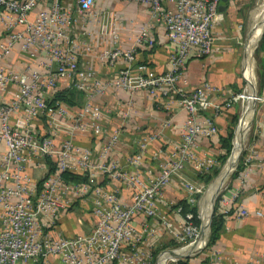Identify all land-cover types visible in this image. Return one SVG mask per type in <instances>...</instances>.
<instances>
[{
	"label": "built area",
	"instance_id": "1",
	"mask_svg": "<svg viewBox=\"0 0 264 264\" xmlns=\"http://www.w3.org/2000/svg\"><path fill=\"white\" fill-rule=\"evenodd\" d=\"M94 1L0 0V264H156V259L135 246L133 220L138 215H157L161 226L172 232L171 222L157 213L159 201L172 205L183 217L181 230L173 233L181 245L172 249L188 245L197 236L193 213L182 212L181 204L166 198L163 189L176 178L182 181L179 173L186 164L196 174L207 166L205 156L197 151V139L215 135L217 125L213 115L204 111L217 113L238 100L241 104L243 89L218 98L217 85L203 80L188 86L180 79L190 55L201 57L218 49L211 29L220 17L219 0H165L170 3L165 7L160 6L161 0H142L149 3L151 15L161 19L169 45L167 65L159 72L135 61L138 45L154 42L149 24L134 28L129 45H117V31L131 26L129 20L111 9H94ZM90 21L96 28H87ZM91 33L103 39L98 50L88 39ZM14 50L25 56V63L6 67L3 58ZM41 53L44 59L37 58ZM89 53L108 65L121 58L123 65L111 75L98 76L87 60H78V55ZM60 77L66 79V87L82 93L78 107L51 101ZM108 86L130 93L142 89L155 97L173 94L183 109L177 139L168 149L158 147L152 152L157 160L153 171L142 172L138 167L142 150L158 132L130 135L136 151L128 158L129 168L121 167L116 158L105 157L119 142L127 119L142 114L129 100L123 105L125 120L107 133L96 150L76 142L79 131H103L102 107L94 97ZM252 97L264 102V94L254 92ZM46 157L53 162L52 168ZM241 164L234 173L237 187L246 174L242 166H247L248 156ZM63 170L85 174V179H65ZM99 174L127 184L130 199L125 201L115 188L98 184L95 177ZM180 186L190 204L203 185L182 181ZM82 200L89 207L88 230L63 234L56 228L58 219L68 210L74 212L76 202ZM248 212L243 206L238 209L241 216ZM253 213L262 214L259 209ZM147 231L153 237L155 228L147 227ZM166 260L175 259L166 256L161 264ZM244 264L258 263L248 258Z\"/></svg>",
	"mask_w": 264,
	"mask_h": 264
},
{
	"label": "crops",
	"instance_id": "2",
	"mask_svg": "<svg viewBox=\"0 0 264 264\" xmlns=\"http://www.w3.org/2000/svg\"><path fill=\"white\" fill-rule=\"evenodd\" d=\"M62 1L65 4H73L74 0ZM242 2L244 0H226L224 9L219 11L220 17L213 22L211 30L215 36V44L218 45V49L210 55L201 57L190 55L187 58L180 79H184L188 86H195L201 81L207 80L220 88L217 97H223V95L234 92V89L240 84V70L243 73L245 57L248 67L252 66L251 45L257 37L261 23H264V3L254 8L256 10L257 25L249 24L245 45L240 49L237 43L239 42L238 37L241 35L240 3ZM160 4L161 7L170 6V3L165 0H161ZM93 8L111 9L121 13L127 21L129 20L131 26L117 31L115 43L120 46H127L132 42L134 28L143 23L149 24V31L154 42L151 45H138L135 61L144 62L158 72L166 67L169 45L164 34L162 21L158 16L151 15L149 3L142 0H95ZM87 26L88 29L96 28V25H93L91 21ZM97 28L100 29L99 25H97ZM88 39L95 43L96 50L103 45V39L97 34L91 33ZM262 54L264 58V50ZM37 58L44 59L45 56L41 53ZM25 60L26 58L22 53L14 50L10 55L4 57L2 62L6 67L19 68L25 63ZM78 60L80 62L87 60V64L101 77L111 75L118 67L123 65L121 58L117 59L114 64L108 65L99 61L93 53L78 55ZM251 74L248 80V84H250H247L249 88L246 87L244 93L245 102L243 107L250 104L248 93L251 82L254 85V75ZM66 85V79L60 77L57 81V87L64 88ZM258 93L264 94V80ZM94 100L102 107L100 120L104 129L99 133H92L89 130L79 131L76 133V142L96 150L107 133L114 126L121 125L122 121L125 120L123 105L126 100H129L136 112L142 114H136L127 119L128 122L122 126L119 142L108 151L105 157L116 158L121 167L129 168L128 158L136 151L130 141V135L132 133L150 134L158 132L159 134L149 141L142 150V159L138 167L142 172L145 170L153 171L157 160L152 156V152L158 147L168 149L170 143L177 139L180 132L184 111L181 109L176 97L173 94L155 97L142 89L130 93L126 89L108 86L104 93L95 96ZM258 102L260 103L256 107L251 135L240 159V165H242L241 160L248 156L247 166H242V169L246 170L243 182L237 187L239 183L235 175H232L226 185H223V189L213 203L214 213L220 214L215 236L211 243H205L200 250L185 256L188 264H244L248 258L254 259L258 264H264V102ZM69 106L78 107L79 105ZM240 107H242V102ZM251 111L250 108V117ZM204 112L213 115L214 122L217 125V133L210 137H198L196 148L202 156L215 153V149L218 147V135L222 133L232 114L229 109H223L217 113H211L210 110ZM242 113L243 109L239 114L240 119L237 129L242 121ZM40 122L41 119L37 118L36 124L39 125ZM249 125L250 121L247 123L245 132ZM237 129L233 138V146L236 141ZM179 175L183 182L190 181L196 184L202 182L189 164L181 169ZM95 178L98 184L115 188L121 199L125 201L130 199L131 192L127 184L110 179L103 174H99ZM182 181L176 178V181L168 182L163 189L164 196L174 201V203H178V199L185 200L186 191L180 186ZM235 188L238 190L233 199H230ZM196 195H198L197 199L192 203L195 206L198 199H200L199 197H201L198 193ZM83 201L76 202L74 212L68 210L58 219L56 228L60 232L73 234L88 230L91 222L89 207L87 202ZM240 206L246 207L249 212L244 216L239 215L238 209ZM255 209H259L262 214H254ZM157 213L164 215L171 222L172 232L161 226L157 215H138L133 220L137 228L135 234L137 239H134L135 246L142 254L148 255L154 260L159 251L181 245L173 237V233L181 230L183 221L181 212L175 211L172 205L168 206L161 201L157 203ZM150 226L155 228L153 237H150L151 234L147 231V227ZM129 247L130 245H125L123 248L129 249ZM185 257H181V259ZM161 260L160 262L163 261ZM56 264L60 263L56 262Z\"/></svg>",
	"mask_w": 264,
	"mask_h": 264
},
{
	"label": "rangeland",
	"instance_id": "3",
	"mask_svg": "<svg viewBox=\"0 0 264 264\" xmlns=\"http://www.w3.org/2000/svg\"><path fill=\"white\" fill-rule=\"evenodd\" d=\"M263 3H264V0H244V2L240 3V5H241L240 14H241V18H242V20H241L242 25L240 27L241 35H240V37H238L239 42L237 43V44H239L240 49H242L245 45V41H246V38L248 36L249 24L255 25L257 22L256 17L251 16V14L253 12L252 10L255 7H257L258 5H262ZM263 30H264V23L262 22L261 26L259 28V31L257 33V37L251 45L250 57L252 60V66L250 68L248 67L247 62H246V57H245L244 65H243V73L244 74L240 70L241 81H240V84L234 89L235 92H240L243 89V91L241 93V102H242L243 97L245 96V95L242 96V94L246 90L248 80L250 77V73H252L251 75H254L253 91L256 93L259 91V88H258L259 81H258V77L256 74V59H257L256 56L258 55L257 47H258L259 39H260V36H261ZM259 103L260 102L256 101L254 103V110L251 111V117L249 119L250 125H249L247 131L245 132L243 141L241 143V147H240L239 154H238V160H237L235 168L239 164L241 154H242L244 147H245L246 143L248 142V139L251 135V129L253 127L252 123L254 120L256 107ZM243 105L244 104H242V107H239V100H238V101L234 102L228 108L232 114L230 115V118L228 119L227 124L224 126V130L222 131L221 134L218 135V143H217L218 147H216L214 154L205 155L204 165L206 164L207 166L203 167L202 171L197 173V176H199V178L202 179L201 184H203V186L201 187V191L197 192L199 194V196H201L202 193L204 194L205 190L207 189V186L211 185V183L216 180V178L219 176V174L223 170L225 161L229 158V156L232 152V149H233L232 143H233V138H234L233 134L235 135L237 125H238L239 119H240L239 114H241V110L243 109ZM234 129H235V132H234ZM221 139H224L225 144H222ZM225 139L227 140V142L225 141ZM234 170L235 169H233L228 174V177L226 178L223 185L224 184L226 185L227 181L231 178ZM223 185L215 193L214 200L217 198V196L219 195V193L223 189ZM203 194H202V196H203ZM197 196L198 195L195 194L194 199H197ZM202 196L199 197L200 199H198L197 205L195 206V211H196L195 217H196L197 221L195 222L193 220V222L198 227H199V224L201 222V214L199 211L200 210V204L199 203L202 200ZM190 205H194V204L190 203ZM188 246H186V247H188ZM181 249H183V248H181ZM181 249H179V250H181ZM168 261H173V260H166L164 262V264Z\"/></svg>",
	"mask_w": 264,
	"mask_h": 264
},
{
	"label": "trees",
	"instance_id": "4",
	"mask_svg": "<svg viewBox=\"0 0 264 264\" xmlns=\"http://www.w3.org/2000/svg\"><path fill=\"white\" fill-rule=\"evenodd\" d=\"M263 50H264V30L262 31V34H261L260 39H259V43H258V47H257L258 55L256 56V58H257L256 59V74H257L258 81H259V85H258L259 90H261V88L263 86V80H264L263 79L264 58H263V54H262ZM51 95H52L51 101H53L54 99H57V100L64 102L67 105H76V106H78L80 104V102H81L80 98H82V93L79 90L72 88V87L58 88V89L54 90ZM225 141L227 142L226 139H225ZM221 142H222V144H225L224 139H221ZM46 161L49 163L50 168H52L53 162L51 161V159L46 157ZM237 167H238V165H237ZM234 173H235V170H234L232 175H234ZM61 176L65 179H69L71 181H80V180L85 179V174L72 172L69 170L61 171ZM177 202L179 204H181L182 212H184L186 210H190L193 213V220L196 222L197 219L195 217V215H196L195 205H190L189 203H187L183 199H178ZM219 221H220V214L219 213L216 214V213H214V210H212V215H211L210 222H209V234H208L206 244L211 243V241L213 240V238L215 236L216 229L218 227ZM165 264H188V262H187V258L185 257L182 259L176 258L175 260L168 261Z\"/></svg>",
	"mask_w": 264,
	"mask_h": 264
},
{
	"label": "bare ground",
	"instance_id": "5",
	"mask_svg": "<svg viewBox=\"0 0 264 264\" xmlns=\"http://www.w3.org/2000/svg\"><path fill=\"white\" fill-rule=\"evenodd\" d=\"M252 11L253 12H252L251 16L252 17H255L256 16V10L253 9ZM253 86H254L253 85V82H251L250 91L248 93L249 94V98H248V101L249 102H250V98L254 94V92H253V88L254 87ZM244 93H245V91H244ZM244 93L242 94V96L244 95ZM244 97L242 99V104L245 102ZM250 108H251V105L250 104L249 105H245V107H243L242 121L240 123V126L237 129L236 141L234 143V146H233V143H232V146H233L232 152H231L229 158L225 161L223 170L221 171V173L219 174V176L216 178V180L213 181L211 183V185H209L208 188L205 190V192H204V194L202 196L203 199L200 201L201 221L204 224H205L206 219H207V216H208L209 207H210V201L213 198L212 196H214L215 193L219 190V188L223 185V183L225 182L226 178L228 177V174L231 171V169L233 167V164L235 162L236 154H237L238 149H239V147H240V145H241V143L243 141V137H244V134L243 133L245 132V129L247 127V123L249 121V117H250L249 116V110H250ZM198 244H199V241L198 242L196 241V242H194V243L191 244L192 246L189 245L188 247H185V248H183L181 250H184V251L185 250H189V249L191 250V249H193L192 248L193 246H194V249H195V247ZM167 254H168V252H164L163 253V256L160 258V260L161 259L164 260V258L166 257Z\"/></svg>",
	"mask_w": 264,
	"mask_h": 264
},
{
	"label": "water",
	"instance_id": "6",
	"mask_svg": "<svg viewBox=\"0 0 264 264\" xmlns=\"http://www.w3.org/2000/svg\"><path fill=\"white\" fill-rule=\"evenodd\" d=\"M225 2H226V0H219L218 1L217 8H218L219 11H222L224 9ZM254 103H255V99H254V97H251L250 98V104H251L252 111L254 110V105H253ZM234 132H235V129H234ZM233 136H234V134H233ZM240 147H241V145H240ZM240 147H239L238 152L236 154L235 162L233 164V167H232L231 171L233 169H235V166H236V163H237V160H238V154H239ZM207 188H208V186H207ZM213 203H214V196H213V198L210 201L209 212H208V216H207L205 224L202 221L200 222L196 238L191 243L188 244V245H191L192 243H194L196 241L197 242L199 241V244L195 247V249L193 248L192 250H185L184 251V250H179L181 248H173V249L172 248H168V249L162 250V252L163 251L164 252H168V254L166 255L167 257H170L172 259L185 257V256H188V255H191L192 253H195L196 251L200 250L204 246V244L207 241L208 234H209V222H210V218H211V215H212ZM162 252L160 251L158 253V255L156 256V260H155L156 264H161L160 256H161Z\"/></svg>",
	"mask_w": 264,
	"mask_h": 264
}]
</instances>
